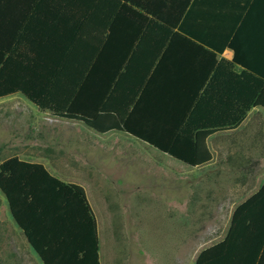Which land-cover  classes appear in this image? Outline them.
Instances as JSON below:
<instances>
[{
  "label": "trees",
  "instance_id": "trees-1",
  "mask_svg": "<svg viewBox=\"0 0 264 264\" xmlns=\"http://www.w3.org/2000/svg\"><path fill=\"white\" fill-rule=\"evenodd\" d=\"M199 1L0 0V99L21 94L53 117L101 134L128 133L190 166L206 164L211 154L204 144L184 150L179 138L172 149L144 134L134 110L155 63L131 75L121 65L134 45L151 42L158 51H210L209 41L197 37L194 17L207 12L196 10ZM230 42L212 50L233 47ZM233 63L247 71L231 95L239 113L228 124L235 127L251 106L264 107V71L246 66L237 52ZM250 85L253 100L246 103ZM0 191L43 264H101L97 217L82 186L12 156L0 164ZM195 264H264V184L236 208L225 239Z\"/></svg>",
  "mask_w": 264,
  "mask_h": 264
},
{
  "label": "rangeland",
  "instance_id": "rangeland-1",
  "mask_svg": "<svg viewBox=\"0 0 264 264\" xmlns=\"http://www.w3.org/2000/svg\"><path fill=\"white\" fill-rule=\"evenodd\" d=\"M129 140L140 142L41 113L21 94L0 99V164L12 156L48 159L49 170L64 180H83L99 223L101 264H195L205 248L225 238L234 209L260 185L224 183L229 179L192 170L184 182H175L170 173V178L164 176L167 168L159 176L151 172L156 162H165L138 151ZM83 143L100 146L88 149L91 155L106 156L105 167L98 162L93 168L77 164L73 149ZM137 160L145 166L141 175L134 168ZM0 264H43L14 222L1 191Z\"/></svg>",
  "mask_w": 264,
  "mask_h": 264
},
{
  "label": "crops",
  "instance_id": "crops-1",
  "mask_svg": "<svg viewBox=\"0 0 264 264\" xmlns=\"http://www.w3.org/2000/svg\"><path fill=\"white\" fill-rule=\"evenodd\" d=\"M194 7L196 10H207L202 13L206 17L195 16L194 19L198 26L197 37L209 41L206 49L210 51H158L155 42H151L139 45V48L134 45L131 51L126 52V60L122 61L121 65L130 66L128 73L131 75L133 71H143L151 63H155L149 71L151 77L144 92L145 96L139 100L138 107L134 110L135 118L146 130L144 134L159 138L172 149L179 138L182 140L180 148L184 150H194L196 146L203 150L204 144L211 154V160L193 167L128 133H120L142 142L129 140L137 145L138 151L149 152L165 162L164 165L156 162L151 166V172L158 176L162 169L167 168L169 171L164 174L166 178L170 173V176L176 179L175 182H181V179L184 182L192 170L207 173L216 180L228 178L229 180H222L224 183L259 184V190L264 184V107L251 106L238 126L232 127L228 123L236 120L239 113L231 95L235 94L238 83L242 81L240 76L247 72L245 65L233 63L236 52L246 66L248 63L252 68L264 71V0H200ZM227 38L233 47H225L222 51L212 50L214 44L222 45ZM245 87L248 89L247 81ZM127 88L130 90L132 86L127 85ZM251 89L252 85L249 87V94L246 91V103L253 100ZM206 133L209 134L205 137ZM116 139L122 140L118 137ZM90 147L100 146L83 143L73 149L76 152L77 164L93 168L92 163L98 162V166L105 167L106 156L93 153L91 155L88 149ZM109 148L111 150V146ZM20 158L41 163L48 169L51 167L48 159L35 161ZM141 160L133 162L135 170L139 168L140 171L135 173L140 175L144 171H141V168L145 167ZM62 165L60 164V167ZM64 166L65 164L62 167ZM52 173L65 182L80 186L85 184L83 180H78V177L64 180L58 174ZM168 183H173L172 179ZM171 191L169 187L168 198ZM85 192L90 202L86 189ZM92 209L95 212L93 206ZM170 264L173 262L170 261Z\"/></svg>",
  "mask_w": 264,
  "mask_h": 264
}]
</instances>
